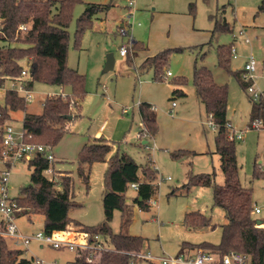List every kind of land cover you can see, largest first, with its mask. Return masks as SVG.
Wrapping results in <instances>:
<instances>
[{
    "label": "rangeland",
    "instance_id": "rangeland-1",
    "mask_svg": "<svg viewBox=\"0 0 264 264\" xmlns=\"http://www.w3.org/2000/svg\"><path fill=\"white\" fill-rule=\"evenodd\" d=\"M262 0H83L75 4L69 25L68 65L85 76L87 91L82 100L80 115L71 122V128L53 146L55 161L52 165L62 174L74 178V200L80 205L69 211L71 219L84 225H98L102 222L104 177L106 163L93 164L89 186L78 174L77 159L86 143L103 135L116 143L121 152H126L140 165L150 163L157 170V191L153 197L156 204L149 210L134 206L133 220L129 232L146 238L145 249L169 254L189 253L182 250L184 242L218 244L222 225L227 222L224 210L214 204L212 186H184L189 176L201 173H215L216 184L224 183L220 155L216 152L217 130L210 122L204 105L198 100L193 83L195 64L212 70L217 83L226 84L229 89L227 117L231 128L243 133L236 139V152L240 168V179L244 186L253 188L254 202L264 204V178L255 176L260 165L264 170V128H252L250 113L251 97L244 90L237 77L218 65L217 49L221 44H230V32H215L216 18L225 17L237 30L236 41L239 59H232L233 71L242 69V53H253L258 61L254 88L264 90V13H258ZM91 3L108 4V10L97 13L92 24L77 38V22ZM121 24L128 30L121 32ZM243 25L251 26L248 36L240 32ZM130 36L141 42L142 50L131 61L120 55V48L129 43ZM249 37L250 45L243 42ZM208 42H210L208 44ZM135 42L132 47L134 49ZM203 45V47H199ZM131 47V48H132ZM183 47L182 52H172L167 70L172 75L163 80L154 79L153 67H142L147 56L158 52ZM129 48V51L130 49ZM144 49V50H143ZM133 51V50H132ZM115 56L114 67L105 71L107 55ZM133 55V52H130ZM27 66V63H24ZM180 76L188 78L186 95H173L174 80ZM10 85L9 82L6 84ZM32 98L28 101V112L41 113L48 95L71 93L69 84L64 87L46 82L34 81ZM0 90V103L3 95ZM65 94V96H66ZM64 96V97H65ZM139 102L156 106L153 114L157 118L158 132L139 138L142 122ZM175 103V105H173ZM124 110H127L125 113ZM22 111L13 113L10 124L16 131L23 129ZM115 146V148H116ZM195 151L196 153H193ZM180 154V155H179ZM179 155V156H178ZM28 159L12 164L9 176V195H20L21 187L31 182ZM0 157V171L5 167ZM142 175V169L139 171ZM48 178L56 176L46 173ZM171 177L170 180L167 177ZM136 191L129 187L125 201L132 202ZM200 211L211 217L217 226L191 229L184 225L185 214ZM264 220V210L254 214ZM121 212L115 211L111 226L114 232L120 230ZM3 220L0 213V223ZM15 223L26 235L43 231L44 215L22 214ZM75 226L66 236H76ZM8 247L22 250L29 259H40L43 264H72L76 252L67 248L57 249L37 240L27 246H17L6 239Z\"/></svg>",
    "mask_w": 264,
    "mask_h": 264
},
{
    "label": "trees",
    "instance_id": "trees-1",
    "mask_svg": "<svg viewBox=\"0 0 264 264\" xmlns=\"http://www.w3.org/2000/svg\"><path fill=\"white\" fill-rule=\"evenodd\" d=\"M82 1L0 0V83L19 78L22 70L28 67L30 88L37 80L62 87L69 84L72 88V92L67 93L65 97L62 94L48 95L41 113L28 112V101L17 91L13 89L4 91V99L0 103V157L4 148V126L10 124L14 112L24 113V141L50 145L52 148L68 130V123L80 115L82 100L87 93L85 76L68 65V50L69 25L73 9L76 3ZM110 6V3L89 4L78 19L77 38L79 39L85 29L91 26L92 19L97 13L108 10ZM258 13H264V0L258 7ZM23 24L30 27L22 31L20 26ZM212 32H230L232 37H235L234 26L225 17L215 19ZM142 44L135 41L134 49L132 47L126 55L128 61L142 50ZM234 46V40L230 44L218 46V65L234 74L242 88L246 90L252 82L244 78L245 69L233 71L231 67ZM184 50L183 47L164 49L153 56H147L141 66L153 67L155 80L166 79L171 76L167 74L171 53ZM130 52H133L132 56ZM24 63H27V66ZM187 83L188 78L185 76L176 78L173 95H186ZM193 83L198 100L204 105L208 118L217 130L215 147L220 155L224 183L216 184L213 172L190 175L184 186H212L214 204L224 210L227 222L222 225L221 240L218 244L184 242L182 250L190 251L202 247L220 253L247 252L252 255L256 264H264V220L261 219L262 222L258 223L253 214L255 203L253 188L242 184L236 142L228 138L227 123L230 122L227 117L228 86L217 83L212 70L207 66L197 64L194 66ZM251 102V122L257 118L264 119V101H255L251 98ZM151 107L148 102L139 104L142 122L139 138H145L141 144H146L148 137L153 138L159 129ZM115 146L116 143L105 136L95 137L93 142L82 147L77 159L78 174L87 187L92 165L99 162L107 164L102 197L104 217L98 225H84L70 218V209L80 205L74 200V178L72 174H62V171H56L54 168L53 174L58 173V179L56 176L48 178L45 171L51 164L44 154H37L28 159L31 182L21 187L20 195L14 197L20 207L17 216L30 213L44 215L45 233L69 232L75 226L76 235L84 234L90 242L99 236L103 243L117 250L97 251L94 253L93 262L86 261L87 251H79L72 264H129L134 257L128 252L145 249L146 238L131 234L129 226L133 220L134 206L141 210L150 209L151 200L157 191V170L150 163L138 164L133 157ZM259 166L254 171L255 176L264 178V170L261 171ZM141 169L142 175L139 173ZM132 183H138L139 187L135 190L132 202L127 203L125 194ZM117 210L121 212L120 230L114 232L111 221ZM183 223L191 229L203 227L214 229L217 226L211 217L200 211L186 213ZM0 228H4V221L0 223ZM6 239H8L6 236L0 234V264H34V258L24 257L22 250L10 249Z\"/></svg>",
    "mask_w": 264,
    "mask_h": 264
},
{
    "label": "built area",
    "instance_id": "built-area-1",
    "mask_svg": "<svg viewBox=\"0 0 264 264\" xmlns=\"http://www.w3.org/2000/svg\"><path fill=\"white\" fill-rule=\"evenodd\" d=\"M30 26L23 24L20 26V30L26 31ZM123 35L128 34V30L123 26L121 28ZM246 43L251 44V40L246 38ZM135 40L132 36L129 38V43L124 44L120 48V55L126 56L129 48L132 47ZM233 57L237 58V48L234 46ZM258 61L253 53L250 54L248 60L244 65V78L250 80L252 83L248 86L247 90L250 97L255 101H264V90H256L254 88V82L256 78ZM168 75H172L171 71L167 72ZM30 78V70L28 67L22 70V75L19 78L6 80L4 83H0V90L2 92L7 89H13L18 93L22 94L26 101L32 98L31 88L28 86V80ZM7 82L10 83L7 86ZM65 96L66 93H61ZM140 104V102H139ZM175 105V103H173ZM152 110L156 109V106L152 105ZM127 112V110H124ZM211 122V121H210ZM212 123V122H211ZM215 127V125L212 123ZM252 128H263L264 119L257 118L251 122ZM228 128V138L231 140L242 139L243 133H238L231 128L230 122L227 123ZM25 131H16L11 124H6L4 126V140H3V150L1 152V158L4 160L5 167L0 171V213L4 221V228H0V234L11 239L17 246L23 245L27 246L31 240H37L42 244L51 245L57 249L67 248L75 251H87L86 261L93 262L94 253L97 251H117L114 248L103 243V239L96 236V239L92 242L88 241L84 234H79L73 237L66 236V232H56L53 234H47L44 231H40L33 235L23 234L15 223L17 217V211L20 207L14 197L9 195V176L10 169L14 162L25 159L26 157H33L37 154H44L51 164L49 168L46 169L45 173L53 174L52 164L55 161V156L53 153V148L50 145H44L39 143H32L24 141ZM139 137V134H138ZM168 180L171 177H167ZM131 187L137 190L138 183H132ZM156 200H151V205L156 204ZM264 210V204L258 205L254 203L253 214H260ZM264 222V221H263ZM134 257L129 264H256L250 253L241 251H229L226 253H220L218 251L206 249V248H195L189 251V253H178L169 254L164 249L162 252L157 254L152 252L150 249H143L139 252H128ZM34 264H43L40 259H34Z\"/></svg>",
    "mask_w": 264,
    "mask_h": 264
},
{
    "label": "crops",
    "instance_id": "crops-1",
    "mask_svg": "<svg viewBox=\"0 0 264 264\" xmlns=\"http://www.w3.org/2000/svg\"><path fill=\"white\" fill-rule=\"evenodd\" d=\"M260 5V4H259ZM259 7V6H258ZM123 25L124 24H121V27L120 28H122L123 27ZM234 26V25H233ZM240 32H242V33H245L247 36H248V33H249V31L251 30V26H248V25H243L240 29ZM234 36L235 37H232V40H234V45H235V47L237 48V43H236V41H237V39H238V36H237V30L235 29V26H234ZM247 38H249V37H247ZM244 44H246V45H250L249 43H246V41H244L243 42ZM237 53H238V49H237ZM252 53V52H251ZM251 53H248V54H245V53H242V55L244 56V59H243V67L242 68H244V65H245V63H246V61L248 60V58H249V56H250V54ZM239 57H240V53H238V56H237V58H235V59H239ZM3 93V92H2ZM3 95V98H4V93L2 94ZM154 111V110H153ZM126 113V112H125ZM139 115H140V113H139ZM141 118V117H140ZM68 126L71 128V123H68ZM138 134H139V132H138ZM101 136V135H100ZM103 136V135H102ZM98 137V136H97ZM107 138V137H106ZM108 139H110V138H108ZM107 165V164H106ZM93 166V165H92ZM53 168L55 169V166L53 165ZM3 221V220H2ZM1 221V222H2ZM162 249H163V247H162ZM155 253V252H154ZM157 254H159V252H157Z\"/></svg>",
    "mask_w": 264,
    "mask_h": 264
},
{
    "label": "water",
    "instance_id": "water-1",
    "mask_svg": "<svg viewBox=\"0 0 264 264\" xmlns=\"http://www.w3.org/2000/svg\"><path fill=\"white\" fill-rule=\"evenodd\" d=\"M114 64H115V56H114L113 53H109L107 55V60H106V65H105V71H108V70L112 69L114 67ZM257 222L258 223H261L262 220L261 219H258Z\"/></svg>",
    "mask_w": 264,
    "mask_h": 264
}]
</instances>
